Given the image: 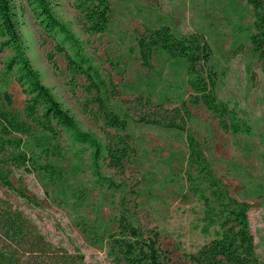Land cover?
I'll use <instances>...</instances> for the list:
<instances>
[{"label": "rangeland", "instance_id": "rangeland-1", "mask_svg": "<svg viewBox=\"0 0 264 264\" xmlns=\"http://www.w3.org/2000/svg\"><path fill=\"white\" fill-rule=\"evenodd\" d=\"M77 5L76 0H61L53 10L81 41L86 56L111 85L113 104L122 107L135 120L155 115L169 119L173 114L159 113L160 106L150 105L148 101L160 103L163 99L164 108L172 109L181 106V97L186 99L190 114L184 113V118L177 122L184 124L199 140L216 176L232 196L249 205V230L254 236L256 257L264 264V201L252 192L256 184L264 183V73L252 49L250 34L237 31L238 26L248 27L255 22V12L248 0H112L114 22L107 33L88 32L84 14ZM18 13L26 54L39 71L42 82L83 129L107 144L108 133L115 135V131L106 127L97 105L89 103L84 90L85 78L68 71L65 56L55 52L56 41L46 36L27 4ZM157 13L169 16L181 33L208 37L214 60L225 70V75L218 79L219 95L238 102L254 127L252 136L223 131L218 118L204 104L194 101L195 93L187 86V63L183 58L157 50L152 65L144 66L129 55L130 41L126 36L143 34L156 26ZM12 55L10 49L0 51V93L8 90L13 99L10 108L20 112L26 94L16 72L9 73L5 67ZM138 124L137 144L125 161L124 171L111 169L106 163L102 166L104 174L124 184L122 191L93 187L91 150L75 155L77 147L68 136H64L68 154L58 162L66 176L58 187L89 190L88 201L81 210V217L89 222L97 209L101 208L100 218L108 221L126 208L144 229L161 233L160 244L169 264H193L190 255L209 238L197 227L201 205L188 189L187 148L173 140L162 127ZM11 178L37 204L27 203L1 181L0 196L10 200L28 218L32 228L71 252L78 250L87 264H115L108 244L95 242L76 225L77 213L49 200L47 191L60 199L44 175L16 170ZM112 229H116L115 223Z\"/></svg>", "mask_w": 264, "mask_h": 264}, {"label": "trees", "instance_id": "trees-1", "mask_svg": "<svg viewBox=\"0 0 264 264\" xmlns=\"http://www.w3.org/2000/svg\"><path fill=\"white\" fill-rule=\"evenodd\" d=\"M61 0H0V51L10 49L6 71L16 72L17 81L26 94L20 112L12 110V95L8 90L0 93V181L12 193L27 203L37 202L16 186L11 178L16 170L45 176L56 189L59 199L48 191L52 202L66 205L76 215V225L88 233L95 242L107 243L109 255L115 264H169L166 251L160 244L161 233L144 229L123 207L121 214L108 221L100 218L101 208L93 220L81 217L89 190L77 187L60 189L58 184L66 173L59 165L68 154L64 136H68L75 155L90 149L93 187L122 191L124 184L102 172L103 163L111 169L124 171L125 161L137 144L135 133L139 122L164 128L173 140L187 148L189 168L185 176L189 191L201 205L198 216L200 232L209 238L190 255L193 264H260L256 257L253 234L249 230V205L230 193L216 176L199 140L186 130L179 118L190 114L187 101L181 97V106L164 108L162 102L148 103L160 106L169 119L152 116L135 120L117 104H113V89L83 51L81 41L68 25L54 13ZM91 33H107L114 22L112 0H76ZM133 1V0H131ZM255 12L252 26H238L237 31L250 34L252 49L264 73V0H248ZM27 4L47 37L56 41L55 52L63 54L68 71L83 76L84 90L89 103L96 104L107 128L115 131L104 144L94 133L83 129L71 112L46 86L38 70L26 54L19 31L18 10ZM156 26L146 33L129 34L128 53L144 66H151L154 52L159 50L172 57L183 58L186 65L187 86L194 91V101L202 103L219 120L225 132L252 136L254 127L242 113L237 101L220 97L218 84L225 70L214 60V49L204 34H184L178 31L171 18L156 14ZM170 113V114H169ZM185 122V120H184ZM264 162V160H263ZM253 195L264 201V183L256 184ZM63 203V204H62ZM81 217V218H79ZM90 223L92 224L90 226ZM116 229H112V224ZM0 264H87L78 250L71 252L62 244L49 240L41 231L32 228L28 218L8 199L0 196Z\"/></svg>", "mask_w": 264, "mask_h": 264}]
</instances>
